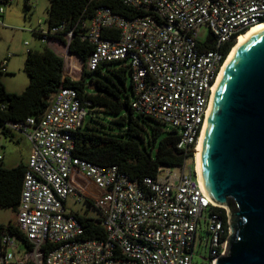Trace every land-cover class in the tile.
Returning a JSON list of instances; mask_svg holds the SVG:
<instances>
[{
	"label": "built area",
	"instance_id": "2783aa9c",
	"mask_svg": "<svg viewBox=\"0 0 264 264\" xmlns=\"http://www.w3.org/2000/svg\"><path fill=\"white\" fill-rule=\"evenodd\" d=\"M121 1L137 13L128 17L101 4L77 23L82 38L93 44L86 69L92 72L105 62L127 64L134 89L132 108L176 130V147L189 157L181 164L161 165L156 176L138 182L116 165L76 156L74 132L88 115L90 102L73 87L60 88L40 118L2 125L3 130L23 133L32 153L12 222L29 245L8 225L0 227V264H194L202 222L210 248L209 256L203 257L207 264L228 251L229 208L203 195L188 158L195 155L212 89L232 48L226 51L227 45L264 21V0ZM204 25L210 32L201 39ZM65 29L66 24H60L35 30L43 42L57 39L60 44L65 43L55 36L65 32L69 44L74 29ZM108 30L116 31L117 37L106 38ZM10 57L0 61V70L6 72ZM75 170L96 191L77 183ZM69 196L90 201L101 212L105 239L83 237V225L66 208Z\"/></svg>",
	"mask_w": 264,
	"mask_h": 264
},
{
	"label": "trees",
	"instance_id": "16d2710c",
	"mask_svg": "<svg viewBox=\"0 0 264 264\" xmlns=\"http://www.w3.org/2000/svg\"><path fill=\"white\" fill-rule=\"evenodd\" d=\"M25 4L29 7V0ZM101 4L128 17L137 13L121 0H50L48 25L66 24L65 31L74 29L75 35L68 45L69 51L84 62L82 77L76 80L65 76V58L52 48L30 49L24 62V71L28 73L30 81L23 92L8 91L1 78L4 71L0 70V125L9 120L24 121L29 116L40 118L60 88L73 87L83 100L90 102L88 115L74 132L75 155L101 165H116L131 179L142 182L147 176H156L159 166L181 164L189 155L176 147L178 133L160 138L162 129L152 125L150 120L161 121L134 111L128 92L129 82L134 91L133 82L127 64L122 61L119 66H108L104 78L96 77V74H102L104 66L121 61L102 63L92 72L86 69L93 44L82 38V28L77 23L91 17ZM34 33L37 35L36 30ZM64 33L55 38L66 43ZM117 34L112 30L104 32L106 38H115ZM231 45L234 43L228 44L226 51ZM71 55H67V58ZM90 81L94 89H90ZM26 168L27 163L10 168L0 165V207L17 211ZM221 210L227 219L225 209ZM74 214L84 227V238L105 239L106 231L100 219L77 212ZM3 226L0 224V227ZM8 226L24 244L29 245L28 239L13 228L12 222Z\"/></svg>",
	"mask_w": 264,
	"mask_h": 264
},
{
	"label": "water",
	"instance_id": "95a60500",
	"mask_svg": "<svg viewBox=\"0 0 264 264\" xmlns=\"http://www.w3.org/2000/svg\"><path fill=\"white\" fill-rule=\"evenodd\" d=\"M196 155L203 195L229 208L228 251L214 264H264V22L227 56Z\"/></svg>",
	"mask_w": 264,
	"mask_h": 264
},
{
	"label": "rangeland",
	"instance_id": "374dc122",
	"mask_svg": "<svg viewBox=\"0 0 264 264\" xmlns=\"http://www.w3.org/2000/svg\"><path fill=\"white\" fill-rule=\"evenodd\" d=\"M26 0H11L5 2L0 0V8L3 13L0 14V61L4 60L9 54L11 55L6 72L2 73V80L10 92L21 93L29 84L30 78L24 71V62L28 51L42 50L48 46L54 49L58 54L65 58L64 75L72 79H80L83 74L84 62L75 54H69L67 44L51 43L50 40L44 42L34 33L37 28L48 29V7L50 0H29V7L25 4ZM208 26L200 28L199 34L201 39L209 35ZM29 42V45L25 43ZM67 55H71L68 59ZM123 62L110 63L103 67L102 74H96V77L104 78L107 67H115ZM128 92L131 99L134 93L130 82L128 83ZM150 123L160 127V138L171 135L174 129L162 122L150 120ZM151 129V128H150ZM0 145L4 159L0 160V165L4 167H14L19 163H27L32 153V144L30 140L20 131L3 130L0 125ZM188 163L195 166L194 156L188 158ZM68 211L80 213L95 219H100L101 212L90 204L88 201H76V198L69 196L66 200ZM17 218V212L13 208L0 207V224L8 225ZM208 233L205 230V223L202 222L197 232L195 250L193 255L194 264H207L203 257H208L210 248L206 244Z\"/></svg>",
	"mask_w": 264,
	"mask_h": 264
},
{
	"label": "crops",
	"instance_id": "0c3cea01",
	"mask_svg": "<svg viewBox=\"0 0 264 264\" xmlns=\"http://www.w3.org/2000/svg\"><path fill=\"white\" fill-rule=\"evenodd\" d=\"M50 42L51 43H56V44H60L58 42L57 39H50ZM54 50V49H53ZM1 146V145H0ZM74 179L77 183L81 184L82 186L85 187V189L88 191V192H93V191H96V189L94 188V186L91 184V182L86 178L84 177V175L79 171V170H75L74 173Z\"/></svg>",
	"mask_w": 264,
	"mask_h": 264
},
{
	"label": "bare ground",
	"instance_id": "6f19581e",
	"mask_svg": "<svg viewBox=\"0 0 264 264\" xmlns=\"http://www.w3.org/2000/svg\"><path fill=\"white\" fill-rule=\"evenodd\" d=\"M264 21H261V22H259V23H257V24H255V25H253V26H256V25H258V24H260V23H263ZM253 26H251L250 28H248L246 31H244V32H242V33H240L239 35H238V37H237V39H236V41H235V43H234V45L232 46V48H231V50L233 49V47L238 43V41L240 40V38L246 33V32H248ZM230 50V51H231ZM230 53V52H229ZM198 145V144H197ZM196 150H197V148H196ZM196 150H195V155H194V161H195V167H196V171H197V175H198V167H197V155H196ZM198 178H199V176H198ZM225 207H227L228 208V205H226Z\"/></svg>",
	"mask_w": 264,
	"mask_h": 264
}]
</instances>
